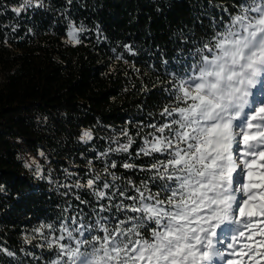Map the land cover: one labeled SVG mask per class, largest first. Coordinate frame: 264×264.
Here are the masks:
<instances>
[{"label":"snow or ice","instance_id":"snow-or-ice-1","mask_svg":"<svg viewBox=\"0 0 264 264\" xmlns=\"http://www.w3.org/2000/svg\"><path fill=\"white\" fill-rule=\"evenodd\" d=\"M208 5L221 12L211 17V34L190 41L181 32L191 47L174 59L179 67L167 69L169 61L161 60L167 69L161 119L150 113L149 123L128 122L139 125L134 154L136 139L125 128L87 159L83 173L64 168L63 179H55L35 159L25 163L67 198L55 220L33 229L45 241L37 246L54 252L47 264L264 261V0H233L234 11L214 0ZM32 7H44L43 0H22L11 11L19 17ZM85 31L70 26L67 35L78 44L77 33ZM145 129L152 131L141 135ZM93 138L89 130L80 136L84 143ZM144 157L146 163H136ZM94 160L103 167L97 170ZM118 167L141 178L118 174Z\"/></svg>","mask_w":264,"mask_h":264},{"label":"trees","instance_id":"trees-1","mask_svg":"<svg viewBox=\"0 0 264 264\" xmlns=\"http://www.w3.org/2000/svg\"><path fill=\"white\" fill-rule=\"evenodd\" d=\"M214 2L234 11L233 0ZM21 3L0 0V248L15 253L0 252V264H47L54 252L37 246L45 241L33 229L55 220L67 198L63 189L37 179L26 160L35 159L62 180L64 168L83 173L87 159L125 128L136 139L134 154L139 125L128 122L149 123L150 113L161 119L166 70L178 68L174 59L191 47L182 44L181 32L198 41L211 34V17L221 12L208 0H43L44 7L17 17L11 9ZM70 26L86 29L77 33L80 43L68 41ZM162 59L169 61L167 69ZM85 130L94 137L88 143L80 140ZM94 164L103 167L99 160ZM81 196L91 200L86 191ZM30 235L36 239L25 242Z\"/></svg>","mask_w":264,"mask_h":264},{"label":"rangeland","instance_id":"rangeland-1","mask_svg":"<svg viewBox=\"0 0 264 264\" xmlns=\"http://www.w3.org/2000/svg\"><path fill=\"white\" fill-rule=\"evenodd\" d=\"M68 41H71V42H75V41H73V40H71V38H69L68 37ZM33 159L32 158H28V160H26V162H31ZM25 162V163H26ZM28 170H32L33 171V173H34V171H35V169H34V167L33 168H27ZM35 175V174H34ZM243 176V173H241V177ZM218 231V235H221V236H223V235H225V233L224 232H222L221 230H217ZM31 236V235H30ZM32 237V236H31ZM34 239H36V237L34 236ZM34 239H32V240H34ZM44 242V241H43ZM231 242V240H230V233L228 234V238H226L225 239V251H229L227 248H226V245H227V243H230ZM45 243V242H44ZM257 259H259V258H257ZM221 264H223V262H221ZM261 264H264V261H261Z\"/></svg>","mask_w":264,"mask_h":264}]
</instances>
